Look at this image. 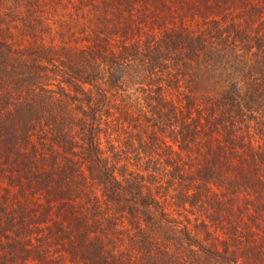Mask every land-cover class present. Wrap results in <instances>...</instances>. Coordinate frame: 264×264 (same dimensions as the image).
<instances>
[{
	"label": "trees",
	"instance_id": "trees-1",
	"mask_svg": "<svg viewBox=\"0 0 264 264\" xmlns=\"http://www.w3.org/2000/svg\"><path fill=\"white\" fill-rule=\"evenodd\" d=\"M255 1L0 0V235L15 246L29 220L28 230H39L36 239L63 247L69 264L222 259L163 213L156 191L166 190L169 179L160 166L163 159L169 167L164 156L173 149L158 141L157 131L179 137L184 151L199 143L221 169L237 172L241 161L264 164V128L256 129L262 144L252 149L242 138L249 127L240 130L219 105L198 106L191 90L176 102L163 92L185 90L189 81L193 89L194 76L209 80L199 84L205 89L219 76L210 67L227 64L225 47L232 55L240 49L238 63L257 70L245 76L244 86L264 90V0ZM257 14L263 28L251 34L250 17ZM188 16L196 28L185 24ZM225 26L232 29L229 46ZM127 69L138 77L143 70L148 81L134 96L124 93ZM229 85L238 90L237 83ZM241 95L235 94L246 108L259 103L254 93ZM176 161L170 166L175 181ZM213 171L205 161L185 179L194 174L207 183ZM36 197L43 202L28 207ZM139 210L159 214L167 227L134 223L130 217ZM118 237L132 244L130 250L117 246ZM29 246L22 252L33 250L43 264L52 260L46 248Z\"/></svg>",
	"mask_w": 264,
	"mask_h": 264
},
{
	"label": "rangeland",
	"instance_id": "rangeland-1",
	"mask_svg": "<svg viewBox=\"0 0 264 264\" xmlns=\"http://www.w3.org/2000/svg\"><path fill=\"white\" fill-rule=\"evenodd\" d=\"M252 1L256 2L255 0ZM229 17L231 19L236 18L233 15H229ZM257 17L258 14L250 17L251 23L254 24L253 29L248 30L251 34L263 28V24L258 22L259 19ZM184 21L190 28L197 27L192 17L186 18ZM241 30L242 27L239 26L238 31ZM230 31L232 29L229 26L224 27L223 34L225 37H228L229 43L227 41L223 43L227 46L230 45V38L228 36ZM117 38L115 36V39ZM58 41L56 42L59 43ZM224 49L228 53V56L224 57V61L227 64L223 65L219 70L215 66L210 67L215 68L219 76L207 84L205 89H201L199 84H204L209 80L203 78L200 83L199 78L194 76L197 85L193 86V89L189 81V83L183 84L186 88L185 90H182V88L181 90L164 89V96L168 100L176 102L178 97L181 96L179 93L191 90L198 106H204L206 102L219 105L225 114H230L234 121L240 125L238 126L240 130L249 127L248 133H243V142L244 144H251L252 149H258V144H262V140L256 129L264 128V90H258L255 93L244 86L245 76L255 73L257 70L250 64L244 65V62L241 61V64L238 63L240 60V49H233V55L231 54V50H228V47ZM147 59L146 57L143 62L145 63ZM180 68L183 73L186 72V67ZM203 68L205 67H201L200 69ZM99 70L102 74L104 73L103 70ZM126 71L123 80L124 93L134 96L137 93L136 89L140 88L141 84L142 87H145L144 83L148 81L147 79H143L145 78L143 77V70L141 71L142 77L133 75L129 69ZM196 72H198V66L196 67ZM135 77H138V79H135ZM188 79L186 78V80ZM229 81L237 83L238 90H232L231 87L228 89L230 86ZM248 91L249 94L254 93L252 97L259 99V103H255L254 105L248 103L249 107L246 108L244 101L242 99L238 100L235 94L238 96V94H246ZM229 94L231 95L230 97L228 96ZM135 105H138V103L135 102ZM142 125L144 128L146 127L145 124L142 123ZM222 132L224 133L223 130ZM218 134L221 135V133ZM157 135L158 141H164L169 149H173L170 151V154H172L170 157L164 156V158L169 159V167H166L167 161L163 159L160 166L163 178L169 179L168 183L164 182L166 190L160 187L156 191V194L161 196L160 202L164 206L163 213L165 216L169 220H175L180 223V226H183V224L187 225L192 238L205 246L206 251H220L223 256L222 259L208 257V264H264V164L261 166L258 163L252 165L251 163L247 164L245 161H241L237 172L232 171V168L229 169L228 167L227 169H221L213 163L208 154L205 153V147L199 143L198 147L195 145L196 150L189 148L185 152L183 149L186 147H181L179 137L176 141L167 129L163 132L157 131ZM163 135L165 136L164 140ZM217 137L220 136L217 135ZM211 143L213 146L215 145V141L212 140ZM174 150L179 154L172 152ZM171 160H177L176 162L181 165L179 173L176 172L178 174L176 181L172 180L173 176L171 174L173 172L170 170L173 164ZM205 161L215 168V171L209 173L207 176V183L201 182L194 174L192 178L185 179L186 176H191L193 167L200 164L203 165ZM230 163L235 167V161L230 159ZM164 168H168V171ZM1 192L2 189H0ZM164 198L166 203L163 202ZM35 202H43V198L36 197L34 202L28 207L35 206ZM139 213L138 217H130L131 221L140 225H148L149 227L155 224L154 230L156 231L158 229L161 230L159 226L162 228L167 227L166 224L160 222L161 217L159 214L156 215L155 212H150L148 216H151L152 219H148V216L140 210ZM143 219L146 221L143 222ZM30 224L29 220H26V226L20 228L18 237L21 242H16L15 246L11 244L13 238H9L11 239L10 241L8 238L6 239L0 235V264H43L41 259H38L40 256L35 255L33 250L22 252L21 247L27 248L26 246L30 244L49 250L48 257L52 260L48 264H61L62 262L69 264V255L64 251V248L57 245L55 241L52 243L45 239H36V234H38L39 230H28L32 228ZM24 229H26V232H24ZM116 243L117 246L125 250H130V246H132L127 239L120 237L117 238ZM10 244L12 248L9 247ZM176 248L178 247L175 245L173 250ZM202 260V255H200L197 259L195 258L193 264H203L204 261L202 262Z\"/></svg>",
	"mask_w": 264,
	"mask_h": 264
}]
</instances>
